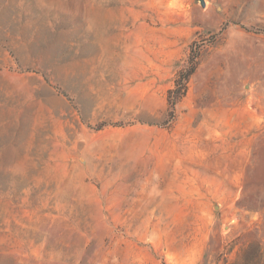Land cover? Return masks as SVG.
I'll return each mask as SVG.
<instances>
[{"label": "rangeland", "instance_id": "374dc122", "mask_svg": "<svg viewBox=\"0 0 264 264\" xmlns=\"http://www.w3.org/2000/svg\"><path fill=\"white\" fill-rule=\"evenodd\" d=\"M205 2L0 0V264L264 249V0Z\"/></svg>", "mask_w": 264, "mask_h": 264}, {"label": "trees", "instance_id": "16d2710c", "mask_svg": "<svg viewBox=\"0 0 264 264\" xmlns=\"http://www.w3.org/2000/svg\"><path fill=\"white\" fill-rule=\"evenodd\" d=\"M195 67L193 65L192 69L186 74L181 73L179 82L187 83L192 74H194ZM174 95V99L177 100L180 97V90L177 89L171 93ZM234 264H264V249L259 242H251L249 246L241 254L240 258Z\"/></svg>", "mask_w": 264, "mask_h": 264}, {"label": "water", "instance_id": "95a60500", "mask_svg": "<svg viewBox=\"0 0 264 264\" xmlns=\"http://www.w3.org/2000/svg\"><path fill=\"white\" fill-rule=\"evenodd\" d=\"M200 1L202 2L203 5H205V3H206L205 0H200Z\"/></svg>", "mask_w": 264, "mask_h": 264}]
</instances>
